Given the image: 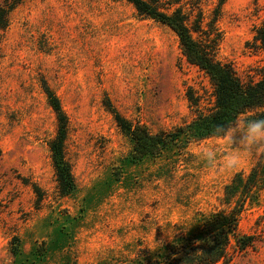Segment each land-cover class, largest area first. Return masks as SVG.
<instances>
[{
	"label": "rangeland",
	"instance_id": "374dc122",
	"mask_svg": "<svg viewBox=\"0 0 264 264\" xmlns=\"http://www.w3.org/2000/svg\"><path fill=\"white\" fill-rule=\"evenodd\" d=\"M169 1L205 28L211 23L217 60L244 81L257 79L264 52L253 28L264 24V0ZM44 83L68 119L64 152L75 189L66 195L48 146L57 121ZM188 89L200 108L212 107L209 78L186 61L176 34L126 0L16 6L0 35V264L137 263L161 258L168 242L196 232L202 215L221 206L224 185L262 153L209 137L134 161L132 141L113 114L151 132L171 130L195 115ZM213 146L209 163L200 154ZM237 152V166L226 167ZM261 214L264 187L238 222L242 234L258 239L243 251L231 247L229 264H264Z\"/></svg>",
	"mask_w": 264,
	"mask_h": 264
},
{
	"label": "trees",
	"instance_id": "16d2710c",
	"mask_svg": "<svg viewBox=\"0 0 264 264\" xmlns=\"http://www.w3.org/2000/svg\"><path fill=\"white\" fill-rule=\"evenodd\" d=\"M23 1L0 0V35L9 25L11 11ZM126 1L139 15L165 24L176 34L182 55L208 76L214 94L212 107L203 110L199 107V98L188 89L187 99L195 115L171 130L151 132L143 124L132 123L114 111L117 125L132 141L131 157L134 161L148 155L157 156L171 144L217 137L213 134L217 125L230 124L242 114H246L248 119L264 118V64L258 70L256 80L244 81L231 64L216 59L219 36L211 31V23L207 22L209 28H205L202 18H192L173 1ZM253 39L264 52V24L253 28ZM43 91L57 121L56 133L48 146L59 193L66 195L75 189L64 152L68 119L59 97L50 86L44 83ZM263 187L264 153L248 172H236L224 185L221 206L217 211L202 215L196 232H183L168 242L161 258L137 260V263L117 260L108 264H229L231 247L243 251L258 239L255 234H242L238 222L246 207L257 202ZM34 189L39 192L37 186ZM259 220L264 224V214L259 215Z\"/></svg>",
	"mask_w": 264,
	"mask_h": 264
},
{
	"label": "clouds",
	"instance_id": "9594fccd",
	"mask_svg": "<svg viewBox=\"0 0 264 264\" xmlns=\"http://www.w3.org/2000/svg\"><path fill=\"white\" fill-rule=\"evenodd\" d=\"M213 134L232 145L238 151L252 152L254 149L264 153V118L248 119L238 118L230 124H220L215 127ZM217 146L205 148L201 158L211 163L215 159ZM239 162L238 152L229 156L225 165L228 168L236 167Z\"/></svg>",
	"mask_w": 264,
	"mask_h": 264
}]
</instances>
